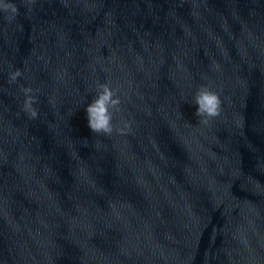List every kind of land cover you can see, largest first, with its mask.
Returning a JSON list of instances; mask_svg holds the SVG:
<instances>
[{
    "label": "water",
    "instance_id": "95a60500",
    "mask_svg": "<svg viewBox=\"0 0 264 264\" xmlns=\"http://www.w3.org/2000/svg\"><path fill=\"white\" fill-rule=\"evenodd\" d=\"M12 3L0 264H264V0ZM101 82L121 101L110 135L87 123ZM204 85L221 99L207 123Z\"/></svg>",
    "mask_w": 264,
    "mask_h": 264
},
{
    "label": "clouds",
    "instance_id": "9594fccd",
    "mask_svg": "<svg viewBox=\"0 0 264 264\" xmlns=\"http://www.w3.org/2000/svg\"><path fill=\"white\" fill-rule=\"evenodd\" d=\"M27 2L32 3L34 0H27ZM0 11L10 13L9 19H14L19 9L12 3V0H0ZM22 75L23 73L20 69L11 71L9 73V83H15ZM23 92L25 100L22 105V111L29 118L35 119L38 116V112L34 105L38 102V97L31 88H24ZM193 100L195 105L194 115L205 118L202 122L207 123V118L216 117L220 114V96L209 86L204 85L197 89ZM120 103L119 96L110 84L105 82L98 83L94 98L85 108L90 131L96 134L110 135L114 130L112 123L113 114L119 110Z\"/></svg>",
    "mask_w": 264,
    "mask_h": 264
}]
</instances>
